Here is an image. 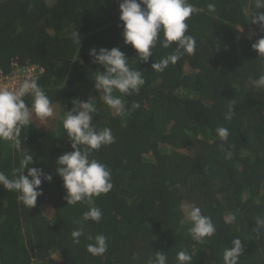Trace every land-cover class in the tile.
<instances>
[{"label":"trees","instance_id":"1","mask_svg":"<svg viewBox=\"0 0 264 264\" xmlns=\"http://www.w3.org/2000/svg\"><path fill=\"white\" fill-rule=\"evenodd\" d=\"M188 2L194 12L186 34L195 38V52L157 72L151 63L175 44L158 45L140 62L123 43L118 0H0V69L10 72L13 60L42 67L36 81L56 116L48 130L33 116L20 143H0V171L11 177L27 150L34 161L29 167L53 177L41 184L32 208L0 186V264H148L157 251L177 264L181 250L190 253L191 264H223L224 248L235 238L244 248L238 264H264V225L257 223L264 220V90L250 83L264 74V57L251 47L264 31L249 19L264 8L256 9V0ZM115 46L145 79L138 94L125 98L129 110L121 116L99 100L94 79L103 68L88 54ZM75 100L94 102L93 124L114 136L90 157L109 168L113 185L93 198L102 212L98 223L83 221L87 202L67 204L55 173L57 158L72 151L63 120ZM25 101L31 105V96ZM133 102L139 107L132 109ZM229 108L234 115L226 121ZM218 127L228 129L225 141ZM183 204L199 207L216 233L194 241ZM78 229L84 234L75 243ZM98 234L107 237L108 248L92 256L86 246Z\"/></svg>","mask_w":264,"mask_h":264},{"label":"clouds","instance_id":"2","mask_svg":"<svg viewBox=\"0 0 264 264\" xmlns=\"http://www.w3.org/2000/svg\"><path fill=\"white\" fill-rule=\"evenodd\" d=\"M210 12L216 11L214 3L207 5ZM256 9L264 8V0H256ZM119 21L118 27H122V39L124 45H130L135 51L140 62L147 63L153 56V49L158 45L163 49H175L162 57L157 62L151 63V69L163 72L169 65H175L184 54H194L196 40L187 35V20L194 12L193 5L188 0H118ZM250 22L258 25L264 31V13L253 12ZM74 42L80 45V36L73 32ZM258 56L264 57V37L259 38L251 45ZM89 56L93 62L102 66L103 71H97L94 79V88L102 100L117 116L125 114V98L138 94L145 79L140 70L129 65V59L119 46L108 48L89 49ZM13 60L10 72L0 69V75H19L28 67L41 70L35 65H19ZM250 83L256 89L264 90V74H261ZM31 96V105L26 103L25 97ZM52 101L34 79H25L18 87L8 89L0 88V143L16 145L20 143L22 130L30 126L32 117L44 120L52 115ZM139 104L133 102L132 109ZM233 108H229L224 119H232ZM97 107L94 102L77 101L75 106L66 111L63 120V129L70 141L72 151L61 154L55 164V173L62 181L65 190L67 204H76L85 201L89 208L83 213V221L99 222L102 218L101 210L94 205V197L107 194L113 185L109 168L95 158H90L92 152L99 151L103 146L114 143V136L109 127L97 129L93 124ZM220 140L225 141L229 131L225 127L216 130ZM33 155L27 150L20 161V167L15 169L11 177L4 171H0V186L5 190L18 193L19 200L28 208L35 207L38 197L42 195L41 184L51 182L52 174H45L39 167H29L33 164ZM27 168V174L24 169ZM187 219L191 226L188 232L194 241H203L216 233V227L211 218L202 214L199 207L193 206L187 212ZM229 222L235 221V216H228ZM258 224L264 225V220H258ZM83 230L72 232L75 243H79V237ZM108 248L107 237L98 234L94 242L86 246V251L92 256L103 255ZM244 251L239 238L231 241V247L224 248L223 264H238V259ZM177 264H191L192 256L186 250L176 253ZM148 264H168L165 252L157 251L148 260Z\"/></svg>","mask_w":264,"mask_h":264},{"label":"built area","instance_id":"3","mask_svg":"<svg viewBox=\"0 0 264 264\" xmlns=\"http://www.w3.org/2000/svg\"><path fill=\"white\" fill-rule=\"evenodd\" d=\"M41 73V70H36L35 68L28 67V69L23 70L19 75L1 76L0 75V88L12 89L18 87L21 82L25 79L36 80L37 75Z\"/></svg>","mask_w":264,"mask_h":264},{"label":"rangeland","instance_id":"4","mask_svg":"<svg viewBox=\"0 0 264 264\" xmlns=\"http://www.w3.org/2000/svg\"><path fill=\"white\" fill-rule=\"evenodd\" d=\"M56 120V116L54 113H52V115L50 117H48L47 119H44L43 120V126H45L46 130L50 129L51 126H52V123ZM184 205V208L186 210H189L190 207L188 204H183Z\"/></svg>","mask_w":264,"mask_h":264}]
</instances>
